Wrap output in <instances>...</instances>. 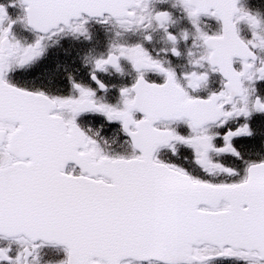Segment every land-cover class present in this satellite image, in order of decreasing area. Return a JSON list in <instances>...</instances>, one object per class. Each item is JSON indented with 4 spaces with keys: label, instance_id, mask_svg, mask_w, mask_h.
<instances>
[{
    "label": "snow or ice",
    "instance_id": "snow-or-ice-1",
    "mask_svg": "<svg viewBox=\"0 0 264 264\" xmlns=\"http://www.w3.org/2000/svg\"><path fill=\"white\" fill-rule=\"evenodd\" d=\"M0 264H264V8L0 0Z\"/></svg>",
    "mask_w": 264,
    "mask_h": 264
},
{
    "label": "flooded vegetation",
    "instance_id": "flooded-vegetation-1",
    "mask_svg": "<svg viewBox=\"0 0 264 264\" xmlns=\"http://www.w3.org/2000/svg\"><path fill=\"white\" fill-rule=\"evenodd\" d=\"M255 3H256L258 6H260L261 8H264V0H255ZM10 12H11V14H12L13 16L17 15V11H16V10H12V9H10ZM17 32H18V34L23 35V33L20 32V29H19V28H17ZM70 70H71V69H70ZM85 71H86V70L81 69V71H80V75L83 76ZM85 78H86V77H85ZM13 79L15 80V82H17V83H19V84H24V85H29V86H30L31 83H32L30 80L27 79V77L14 76ZM36 83L39 84V83H41V82H40V81H37ZM53 90H55V89H53ZM64 91L66 92L67 89L65 88Z\"/></svg>",
    "mask_w": 264,
    "mask_h": 264
}]
</instances>
